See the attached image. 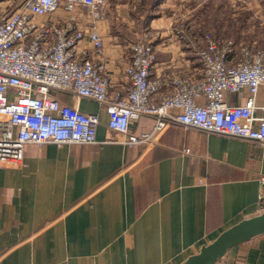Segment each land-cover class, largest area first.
<instances>
[{"label": "crops", "instance_id": "crops-1", "mask_svg": "<svg viewBox=\"0 0 264 264\" xmlns=\"http://www.w3.org/2000/svg\"><path fill=\"white\" fill-rule=\"evenodd\" d=\"M21 1L0 0V10ZM199 1L108 0L101 17L79 15L83 45L109 77L111 92L128 89L129 41L154 31L168 35L181 24L189 38L201 35ZM214 1L217 10L203 19L217 36L264 49V0ZM68 16L60 8L50 18ZM91 21L103 39L98 52ZM160 40L156 74L169 62L197 64L185 40ZM55 95L98 115L97 142L28 143L21 167H0V264H180L264 211L263 143L172 124L153 146L128 145L110 140L123 137L109 129L102 104ZM246 96V89L227 93L226 102L243 104ZM256 105L255 115L264 117V85ZM153 124L143 116L131 130ZM216 264H264V234L232 247Z\"/></svg>", "mask_w": 264, "mask_h": 264}, {"label": "built area", "instance_id": "built-area-1", "mask_svg": "<svg viewBox=\"0 0 264 264\" xmlns=\"http://www.w3.org/2000/svg\"><path fill=\"white\" fill-rule=\"evenodd\" d=\"M108 0H22L0 10V167H21L28 143H96L97 114L62 102L55 92L102 104L113 141L150 147L172 124L264 144V117L255 115L264 85V49L238 45L204 30L188 37L184 24L129 41L126 92L110 91V79L83 45L79 15L101 17ZM69 16L52 19L58 9ZM42 17L46 19L40 20ZM88 33L95 51L103 39L94 22ZM185 40L195 66L167 63L156 74L158 41ZM246 89L243 104L230 105L227 93ZM154 119L150 130L131 123ZM190 149H186L189 152ZM264 179V178H263Z\"/></svg>", "mask_w": 264, "mask_h": 264}, {"label": "water", "instance_id": "water-1", "mask_svg": "<svg viewBox=\"0 0 264 264\" xmlns=\"http://www.w3.org/2000/svg\"><path fill=\"white\" fill-rule=\"evenodd\" d=\"M261 234H264V211L225 229L180 264H216L232 247Z\"/></svg>", "mask_w": 264, "mask_h": 264}, {"label": "rangeland", "instance_id": "rangeland-1", "mask_svg": "<svg viewBox=\"0 0 264 264\" xmlns=\"http://www.w3.org/2000/svg\"><path fill=\"white\" fill-rule=\"evenodd\" d=\"M202 2H198V6H197V13L199 14V17L201 18L199 20V28L198 30L200 29L201 32L205 29L206 31H211V32H214L216 34V32L214 31V27H211L210 25H206L205 23V18H204V15L205 13L208 11L209 14H211V12H213V10H217L216 9V4H218L219 2L218 1H214V0H201ZM212 1V3H211ZM204 18V19H203ZM203 19V20H202ZM202 20V21H201ZM200 30H199V33H200ZM233 30V29H232ZM234 32L238 31L237 29H234L233 30ZM226 260H221V263H225Z\"/></svg>", "mask_w": 264, "mask_h": 264}]
</instances>
